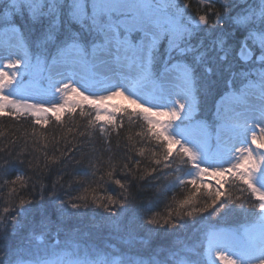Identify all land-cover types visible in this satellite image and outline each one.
<instances>
[{
    "label": "snow or ice",
    "instance_id": "obj_1",
    "mask_svg": "<svg viewBox=\"0 0 264 264\" xmlns=\"http://www.w3.org/2000/svg\"><path fill=\"white\" fill-rule=\"evenodd\" d=\"M191 7V0H0V60L13 70L0 69V112L33 128L0 137V192L15 198L0 208V264H205L201 249L208 264H264V140L255 131L264 133V0ZM34 74L48 81L40 94L26 86ZM126 93L160 157L150 169L121 145L123 116L117 125L120 109L105 103ZM77 113L87 123L66 126ZM39 125L53 133L42 166L31 147ZM177 157L183 170L172 168ZM65 177L69 190L91 188L93 197L62 198ZM154 188L147 202L139 199ZM177 188L189 194L175 214L171 205L166 215L155 212ZM240 216L257 225L222 235L218 225Z\"/></svg>",
    "mask_w": 264,
    "mask_h": 264
},
{
    "label": "trees",
    "instance_id": "obj_2",
    "mask_svg": "<svg viewBox=\"0 0 264 264\" xmlns=\"http://www.w3.org/2000/svg\"><path fill=\"white\" fill-rule=\"evenodd\" d=\"M92 118V117H90ZM52 120L54 121V117L52 118ZM87 121L86 120H82L78 113L76 115L75 120H70L68 118H65V124L68 127H72L78 124H86ZM117 125H119L121 123V119L120 117L117 118L116 120ZM123 123H124V128L123 130L120 132V137H119V141L121 143V145L123 146L125 143H127L129 146L132 147V153L135 156L136 159H142L143 160V164H142V170L144 169H150L151 167H153V165L151 163H149L150 161L154 160V159H159V156H153V152L157 151L154 147L153 144L148 142V138L144 135V133L146 132V129L144 128V123L143 121L140 122L138 119L136 120H131V119H123ZM45 125H39L36 127L35 131H36V135L31 137V140L36 141V143L32 144L31 147L36 149V151H34L32 153V156L36 157L39 160V163L41 164V166L43 165L44 162V155H43V147L42 145H44L45 143H47L48 141L51 140L52 137V131L51 129H49V131L46 134H43L42 130L45 128ZM97 133H98V127H97ZM65 134H67V127L63 130ZM33 132V128H32V121L30 119H25L22 120L21 122H17L16 120H14L13 118L7 116L5 113H0V137H7L8 139H11L12 137L16 136H23L25 133H29L31 134ZM58 134H59V130H58ZM109 133L105 132V136H107ZM47 137V139H46ZM69 139H72L71 136L68 137ZM96 143L97 146H99L100 144H102V138L99 136V134L96 136ZM7 142V141H4ZM63 143V142H62ZM73 143H76L75 140H73ZM117 143V138L115 137V135H113L112 138V144L113 147H115ZM49 149L51 148V144L48 145ZM72 145L69 144L68 147H71ZM140 149L144 150V155L143 157H140L138 155ZM51 151H49V155H51ZM31 158V157H28ZM28 158H25L26 160ZM77 159H79V155H77L76 157ZM177 160L175 159L172 162V168L175 170L179 167V165L177 164ZM35 164V161H34ZM59 167V166H58ZM177 172H173V176L172 177H167V178H161L160 183H159V187L163 188V186L165 184H167L169 182L170 179H172L175 175H177ZM26 175H31V173H26ZM97 175H99V173H97ZM55 178V174L54 177ZM77 179H80L81 177H76ZM9 179H11V177H9ZM70 179V177H65L64 178V190L60 191V195L62 198L67 199L69 195L75 197V196H79V195H86L89 197V199H91L93 197V192L91 191V188H89V190L87 192H83L81 190V188H77L75 184H73L72 188L69 190V185H68V180ZM0 183H2V181H0ZM46 183H48L50 185L51 181H46ZM92 187H95V185H92ZM113 187H115L113 185ZM189 188H191V186H189ZM155 191V188L152 191L146 192L142 197H140L139 199L144 200L145 202H147L149 199L152 198L153 192ZM36 196L39 197L40 195V187L39 184H37L36 187V192H35ZM189 194V189L185 188V189H181V188H177L175 189V192H168L167 197L164 198L163 203L160 204V206L156 209H154L155 212L160 213L161 215H166L167 212V208L166 205H171L173 208V214H175L176 212V204L178 203V201L182 200L184 198L185 195ZM45 195H47V193H45ZM199 193L197 194V197L194 198V200L198 199L199 197ZM233 195L234 196H239L240 193L239 191H233ZM14 197H10L7 195V188L4 189V191L0 192V208L6 207L8 206L5 201L6 200H14ZM188 209H185V211H187ZM243 216L237 217L233 220H230L228 223H237L239 219H241ZM244 220H250L252 217H248L245 218L243 217ZM242 218V219H243ZM203 250V249H201Z\"/></svg>",
    "mask_w": 264,
    "mask_h": 264
},
{
    "label": "rangeland",
    "instance_id": "obj_3",
    "mask_svg": "<svg viewBox=\"0 0 264 264\" xmlns=\"http://www.w3.org/2000/svg\"><path fill=\"white\" fill-rule=\"evenodd\" d=\"M197 4H198V0H191V5H192L191 11L193 13H195L196 10H197ZM4 64H5V62L3 60H0V69H3L4 71H8L9 74L11 75V72L13 70L5 68ZM26 86H27V89H28L29 93L40 94V93L44 92L47 89L48 81L46 79L41 78L38 74H34L33 76L26 78ZM99 94L105 95V93H103V92H100ZM141 95L143 97H145V98L151 96L152 95L151 89H147V88L144 89V91H143V93ZM126 96H127V93L125 94V96L108 97L106 99L105 103L108 105L109 111L113 110V106H115V108H117V109H120V111L116 113V117L117 118L123 116V119L136 120L138 118L136 117L135 112H133L132 110L136 109L137 111H139V109H137V106L132 104L131 100L127 99ZM37 98L39 99V98H45V97H42V96L38 95ZM13 99H17V97L14 96ZM30 102L34 103V102H36V100H31ZM124 109H128V112L125 113L123 111ZM6 111L7 110H5V112ZM85 111H86V113L88 111H92V117L95 116V111L94 110L88 109L86 107ZM5 112H0V113H5ZM49 116H51V113H49ZM159 119L165 120L167 118L166 117H159ZM138 120L140 122H142L141 119H138ZM143 123H144V128L147 130V124L145 122H143ZM255 131H256L257 136H258V142L261 141V140H264V133H261L259 128H256ZM250 135H251V133H249V136ZM250 142L251 141L249 140V143ZM212 145H213V149L215 150L216 149L215 140H213ZM237 147H240V145L237 144ZM253 147H255V145H253ZM174 151H175V149H174ZM262 151H264V150H262ZM176 160L178 162L177 164L179 165V168L181 170H183L186 166L183 164L181 158L177 157ZM181 178L184 179L185 177L181 176ZM215 179L216 178L211 177L210 175H207V174L203 177V180H204L205 183L213 184V185L215 184ZM197 183L199 184L200 181L198 180ZM242 218L239 219L237 223H224V224L218 225L219 227H221V228H223L225 230V232L222 233V235L228 236L229 235V233H228L229 229H238L239 228L242 231V229L244 227H247V228L251 229V228H254L257 225V218L256 217H252L250 220H244V218L243 219ZM200 251H201V254L203 256V260L205 261V264H208V259L209 258H208L207 252L205 250H200ZM211 258H212V260H215V252L212 253V257ZM232 259H236V257H232ZM215 264H221V262L218 261V260H215ZM225 264H226V262H225Z\"/></svg>",
    "mask_w": 264,
    "mask_h": 264
}]
</instances>
